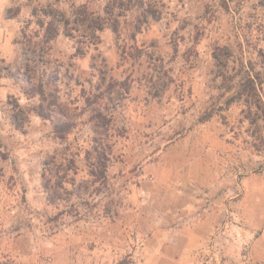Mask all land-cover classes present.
Here are the masks:
<instances>
[{
	"label": "rangeland",
	"instance_id": "rangeland-1",
	"mask_svg": "<svg viewBox=\"0 0 264 264\" xmlns=\"http://www.w3.org/2000/svg\"><path fill=\"white\" fill-rule=\"evenodd\" d=\"M84 3L100 11L105 0H0V262L264 264V124L249 125L242 102L220 108L233 91L220 88L212 59L215 47H227L229 76L257 60L264 51V0H152L158 14L134 42L132 11L119 38L104 28L83 56L60 32L36 77L47 100L76 109L75 127L61 141L49 121L26 111L37 99L25 97L4 69L21 62V31L41 36L34 8L68 13ZM132 45L146 55L129 59ZM91 57L97 66L105 62L108 78H128L130 88L111 112L113 203L84 196L89 211L77 217L67 207L75 198L47 202L41 173L54 156L74 161L76 182L88 180L92 132L81 90L97 82ZM155 59L168 79L155 74ZM238 81L237 75L232 84ZM12 99L26 113L18 117L21 130L11 123Z\"/></svg>",
	"mask_w": 264,
	"mask_h": 264
},
{
	"label": "trees",
	"instance_id": "trees-1",
	"mask_svg": "<svg viewBox=\"0 0 264 264\" xmlns=\"http://www.w3.org/2000/svg\"><path fill=\"white\" fill-rule=\"evenodd\" d=\"M152 5V0H105L100 11H93L88 4L71 5L68 13L51 5L44 8H34L31 16L35 18L36 26L41 30L38 40L21 31V40L17 41L21 50V62L13 67L10 72L6 70V77L13 80L19 86L20 92L28 99L36 98L37 103L28 112H33L39 118L49 121L55 137L61 141L75 127L77 114L76 109L65 103H56L47 100L43 90L42 81L36 77L37 69L43 65L49 43L61 32L65 37L75 42V56H83L85 48L95 46L99 41L98 33L104 28H109L117 38L120 37L122 24H126L127 13L136 12L137 15L130 23L129 40L135 41L136 35L141 31L142 25L148 19H154L158 14ZM7 17L12 18L7 12ZM39 35L35 37L38 38ZM129 59L136 60L144 54V51L136 45L131 46V52L127 54ZM232 57L227 47H215L212 52L216 76L221 79L222 90L233 91L232 95L225 99L221 109L228 108L234 102H242L245 107L241 115L253 128L261 122L264 124V51L257 53L255 62L247 61L241 64L238 73L229 76L228 62ZM152 59V58H151ZM158 66L154 65L155 74H163L168 79V70H164L159 59ZM90 69L96 74L97 82L91 90H81L84 99V109L89 113L92 138L89 150L85 152L88 180L76 182L70 175L76 174V166L72 159L58 162L56 157L51 156L43 162L41 180L46 200L49 204L57 201H70L75 198L76 202H70L67 207L77 217H82V211L88 212L90 206L83 197H101L109 199L106 206L112 205L110 199L111 190L108 184L107 166L111 152V112L117 107L119 101L128 94L130 80L125 78L121 81L108 78L107 67L101 60L97 66L95 57H91ZM239 76L236 85L232 84L234 78ZM94 76V75H93ZM157 96V92L153 94ZM11 100V98H10ZM116 103L113 106V103ZM11 123L17 130L23 128L18 117L25 118V111L15 99H12ZM203 116L207 120L212 115ZM82 200V202H81ZM82 208L78 209V206ZM109 215V210H104ZM0 264H12L0 262Z\"/></svg>",
	"mask_w": 264,
	"mask_h": 264
}]
</instances>
